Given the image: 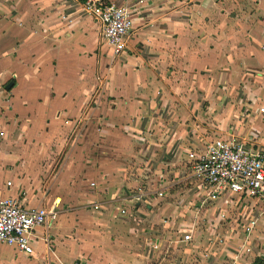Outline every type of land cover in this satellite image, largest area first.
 <instances>
[{
    "label": "crops",
    "instance_id": "1",
    "mask_svg": "<svg viewBox=\"0 0 264 264\" xmlns=\"http://www.w3.org/2000/svg\"><path fill=\"white\" fill-rule=\"evenodd\" d=\"M102 1L125 5L132 14L127 51L119 57L112 58L110 48L99 38L97 24L78 11L77 0H0V70L10 68L16 78L8 81L13 85L5 90L13 95L11 113L21 120V132L31 137L28 149L34 151L39 143L49 148L51 140L61 134L58 143L64 144L66 134H73L56 171L51 169V157H38L31 151L21 166L5 174L0 170V177L14 174L12 185H0V198L23 194L27 206L41 207L74 195L81 200L79 205L110 208L129 233L138 235L144 223H133L130 213L150 217L156 197L148 195L146 211L136 201L133 210L128 209L131 200L125 190L134 184H129L133 163L155 168V180L161 179L167 192L180 183L191 194L194 183L180 174L185 150L218 137L264 149V116L258 112L264 106V0ZM61 13L65 18H60ZM22 173L24 179H19ZM41 179L49 183L48 193L31 190ZM20 181L27 190L18 193ZM92 181L95 187L88 185ZM63 184L64 198L60 196ZM190 194L186 208L194 218ZM100 197L108 198L102 201ZM227 202L222 198L197 217L206 220L204 238L212 228L207 225L214 228L228 217ZM60 205L56 221L48 228H37L33 254L13 248L16 253L64 264L56 250H50L57 230H64L56 225L64 213ZM240 207L238 211L252 213L244 226L250 219L255 224L249 233L237 224L243 235L239 248L223 260L208 250V241L198 240L195 222L171 235L167 221L149 219L146 225L151 233L146 232L142 240L145 251L113 245L91 250L89 260L72 255L66 264L264 262V250L249 263V254L243 251L251 248L264 204ZM121 209L124 214L119 213ZM65 213L68 224L67 213L72 212ZM54 227L56 233L51 232ZM190 230L191 239L181 241ZM153 243L159 250L150 248ZM58 251L67 256L66 250ZM3 256L0 264L18 263Z\"/></svg>",
    "mask_w": 264,
    "mask_h": 264
},
{
    "label": "rangeland",
    "instance_id": "2",
    "mask_svg": "<svg viewBox=\"0 0 264 264\" xmlns=\"http://www.w3.org/2000/svg\"><path fill=\"white\" fill-rule=\"evenodd\" d=\"M13 78L16 79L13 76V73L10 72V68L0 70V160L2 163L0 164L1 173L4 172L5 174L6 170H11L13 167L21 166V163L23 162V160H25V157L28 156L26 155V153L28 154L30 151L33 155H37L38 157H51V163L53 162L51 169L56 171L70 149L69 146L72 142L73 134H66V145L65 143H58L59 138H61L63 135L61 134L55 136V138L52 139L53 141L51 140L52 144L51 142L49 143V148H43V145H41V143H39L40 141H38V145L40 147L38 146V148L34 151L32 149H28L27 146H31L32 143L31 137H26L25 134L21 132V120H17L18 117L16 113H11L12 109L10 105V99L13 97V95L11 91L5 90V85L9 80ZM9 158H13V161H9ZM40 165H42L41 162L39 163V166ZM130 168L132 177H130L129 184H134L131 185L129 189L127 188L128 190H125L127 191L126 194L130 196L131 200L128 202L130 206L127 207L129 210H133V208L136 206L133 204L136 201L138 202V204H140L139 206L142 208V210L146 211L145 206L148 194L153 196L155 195L152 190L154 188L153 182H156V170L152 166H140V164L137 165L136 163H133ZM8 174L0 177L1 186H6V183L8 182H10L12 185L14 174ZM18 178L24 179L23 173L20 174ZM165 181L167 180L164 179V182ZM37 182L38 185L35 187V189L34 187H32L31 190H35V193H48L50 186L49 183H47L46 179L37 180ZM71 183L72 181H69L67 183V186H70ZM90 183L91 182H89L88 185H90ZM15 184L18 183H16L15 181ZM20 184L18 187V193L27 190V188L21 181ZM64 186H66V184H63V189H61L60 194L61 197L63 195V198L65 196V194H62V191L63 193L65 191ZM173 186L174 187H172V189L170 188L169 190V192H172V194L167 192L166 195L168 196L164 195V197L161 198H154L156 200L153 201V214H151L150 217L130 213V219H134V221H132L133 223H144V226L141 227L142 229H139L138 235H136L137 233L135 235L129 233L128 229H126V226H124L125 223L119 221V219H117L110 213V208H107L106 210H103L101 212L89 207L88 205H79V202L81 200L75 199L74 195L65 196V198L61 202L64 213L59 216L56 223V225L60 224L61 229L64 230H57L58 232L56 236L52 238L53 242H51L52 245L50 246V250H56V255L58 259H60V262L66 264L67 262L69 263V258L72 255L80 256V258H86L89 260V258L91 257V250L96 248L104 250L115 245L118 246L119 249H139L144 246V242L142 241L144 239L143 236L146 235V232L151 233L146 225V222L149 221V219H152L156 222L167 221L169 224V229L167 230V232L171 235L174 233L178 234V232L187 230L188 224H190L191 222H195L196 227H198V229H195V231L200 232V237L197 236L198 240H200L201 242V239L203 238L202 243H204V240L208 241L207 248L208 250L212 249L211 251L214 255L220 256L219 258H222V260L224 258L223 256L227 253H233L235 255V251L239 248V240L243 237L240 228H237V224L240 225L239 223H241V226L243 227V229H245L247 218L252 215L251 211H248V214H246L247 212H242L241 210L238 211L240 204L234 199H228L225 207L228 211V217L224 221L216 224L214 228L212 225H207V227L212 228L211 230H207L209 231V234H205V238H207L205 239L204 224H206V220H202L201 218H192L193 214L186 208V204L188 203V200H190V198H188V195L190 193H187L186 188L184 189L183 185L180 183ZM142 192H148V194ZM20 195L24 196L23 194ZM107 198L100 197L102 201L107 200ZM93 210L98 211L99 213L93 212ZM65 212H72V214L67 213V215L71 216L67 217L69 226L65 222ZM259 212H264V207H262ZM255 214H258L256 210ZM261 218V221L259 220L260 224L256 226V230L253 231V235L251 237L252 244L250 248L252 253H246L249 254L250 257L246 263L252 261V258H254L260 252V250H264V244L261 245L262 242H264V214ZM54 229L55 227L51 230V232L56 233ZM41 247V245L38 246V248ZM58 249H62V251L63 249L66 250L67 256H64L63 252H61L60 254ZM142 249L145 251L144 248ZM1 253L2 255H4V258H12V260L16 259L18 261L17 264H59L57 260L54 261L55 263H52L51 261H48L46 259L37 261V259L33 260L29 257L26 258L22 254L18 252L16 253L12 247L3 244H0V254ZM225 258L228 260L227 262L230 261L228 257Z\"/></svg>",
    "mask_w": 264,
    "mask_h": 264
},
{
    "label": "built area",
    "instance_id": "3",
    "mask_svg": "<svg viewBox=\"0 0 264 264\" xmlns=\"http://www.w3.org/2000/svg\"><path fill=\"white\" fill-rule=\"evenodd\" d=\"M78 11L97 24L99 38L110 48L112 58L127 51L132 22L129 8L102 0H86L79 4ZM59 16L65 18L63 13ZM258 112L264 116V106H260ZM183 165L181 179L192 181L195 185L190 194L194 196V218L199 217L205 207L222 198L234 199L242 206L264 204V149L247 148L233 139L218 137L205 142L200 148L185 150ZM153 185L154 196L164 197L168 187L162 184V180L153 182ZM94 186L96 182L93 181L90 187ZM59 206L58 199L47 206L29 207L23 196L0 198V244L27 255L33 254L38 239L37 228L52 225ZM92 206L95 210H103L99 204ZM119 213L124 214L125 209ZM254 224L255 220H250L245 232L249 233ZM191 233V230L184 232L181 241H189ZM150 248L159 250V245L153 243ZM243 251L249 253L251 250L246 247ZM70 264L84 263L73 261Z\"/></svg>",
    "mask_w": 264,
    "mask_h": 264
},
{
    "label": "trees",
    "instance_id": "4",
    "mask_svg": "<svg viewBox=\"0 0 264 264\" xmlns=\"http://www.w3.org/2000/svg\"><path fill=\"white\" fill-rule=\"evenodd\" d=\"M79 3H84L86 0H77ZM253 264H264V262H262L259 259H256Z\"/></svg>",
    "mask_w": 264,
    "mask_h": 264
},
{
    "label": "water",
    "instance_id": "5",
    "mask_svg": "<svg viewBox=\"0 0 264 264\" xmlns=\"http://www.w3.org/2000/svg\"><path fill=\"white\" fill-rule=\"evenodd\" d=\"M12 82H9L6 86H5V89L6 90H9L11 87H12Z\"/></svg>",
    "mask_w": 264,
    "mask_h": 264
}]
</instances>
